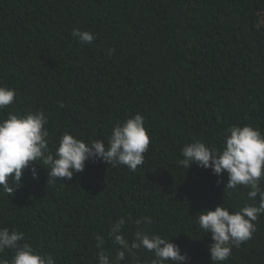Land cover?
I'll use <instances>...</instances> for the list:
<instances>
[{"label": "trees", "instance_id": "1", "mask_svg": "<svg viewBox=\"0 0 264 264\" xmlns=\"http://www.w3.org/2000/svg\"><path fill=\"white\" fill-rule=\"evenodd\" d=\"M73 29L95 39L82 43ZM0 86L16 92L0 116L43 110L53 151L64 132L107 144L116 122L144 118L150 144L135 172L88 161L48 186L37 161V178L26 169L14 193L0 191V228L24 232L55 264H98L101 250L114 259L108 230L125 215L126 238L137 229L169 237L187 264H211L195 215L254 203L246 187L225 188L226 172L176 161L194 140L219 150L231 125L264 134V0H0ZM253 223L222 264H264V214ZM138 258L150 264L152 254Z\"/></svg>", "mask_w": 264, "mask_h": 264}, {"label": "clouds", "instance_id": "2", "mask_svg": "<svg viewBox=\"0 0 264 264\" xmlns=\"http://www.w3.org/2000/svg\"><path fill=\"white\" fill-rule=\"evenodd\" d=\"M72 37L85 44L95 39L87 31L73 29ZM16 92L12 88L0 86V111L14 101ZM48 117L43 110L27 111L24 114L8 112L0 116V191L8 194L20 187L21 177L27 169L35 179L40 161L47 170V184L51 186L61 179H71L74 173L82 172L88 161H102L116 167L126 166L135 172L144 163L150 138L144 127V118L135 114L124 121L116 122L107 138L85 142L64 132L55 142V150L49 147V131L45 127ZM182 158L176 161L177 167L188 169L192 164L210 169L220 177L227 173L225 188L236 189L244 186L252 204H244L231 211L222 204L206 209L195 215V222L205 234H210L209 245L211 264H222L256 231L253 223L264 214V134L251 125H231L227 127L222 147H209L200 140L183 146ZM40 166V165H39ZM41 167V166H40ZM220 181L218 180V183ZM224 188V189H225ZM259 197L258 204L256 203ZM131 222L125 215L110 225L108 239L117 246L114 259L101 250L96 259L98 264H121L126 255L138 264V253L144 250L152 254L150 264H187L188 257L169 237L149 234L137 229L126 238L122 229ZM151 223L144 219L135 223ZM95 246L102 249L105 240L94 235ZM6 250H11L10 258H3ZM0 264H55L53 256L39 252L27 242L25 233L7 227L0 228Z\"/></svg>", "mask_w": 264, "mask_h": 264}]
</instances>
